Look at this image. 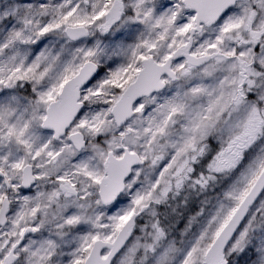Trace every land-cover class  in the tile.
Returning <instances> with one entry per match:
<instances>
[{
    "label": "snow or ice",
    "instance_id": "snow-or-ice-1",
    "mask_svg": "<svg viewBox=\"0 0 264 264\" xmlns=\"http://www.w3.org/2000/svg\"><path fill=\"white\" fill-rule=\"evenodd\" d=\"M0 264H264V0H0Z\"/></svg>",
    "mask_w": 264,
    "mask_h": 264
}]
</instances>
